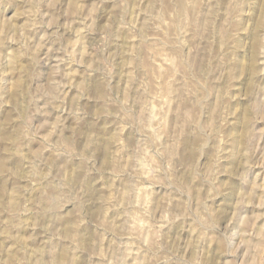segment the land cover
<instances>
[{
	"label": "clouds",
	"instance_id": "clouds-1",
	"mask_svg": "<svg viewBox=\"0 0 264 264\" xmlns=\"http://www.w3.org/2000/svg\"><path fill=\"white\" fill-rule=\"evenodd\" d=\"M0 264H264V0H0Z\"/></svg>",
	"mask_w": 264,
	"mask_h": 264
}]
</instances>
